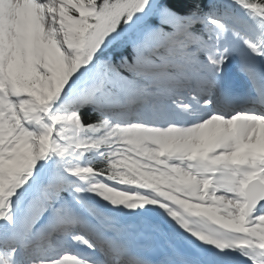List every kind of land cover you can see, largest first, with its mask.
<instances>
[{
    "label": "snow or ice",
    "instance_id": "obj_1",
    "mask_svg": "<svg viewBox=\"0 0 264 264\" xmlns=\"http://www.w3.org/2000/svg\"><path fill=\"white\" fill-rule=\"evenodd\" d=\"M0 264H264V0H0Z\"/></svg>",
    "mask_w": 264,
    "mask_h": 264
},
{
    "label": "bare ground",
    "instance_id": "obj_2",
    "mask_svg": "<svg viewBox=\"0 0 264 264\" xmlns=\"http://www.w3.org/2000/svg\"><path fill=\"white\" fill-rule=\"evenodd\" d=\"M238 78H242V77H238ZM246 83V82H245Z\"/></svg>",
    "mask_w": 264,
    "mask_h": 264
}]
</instances>
